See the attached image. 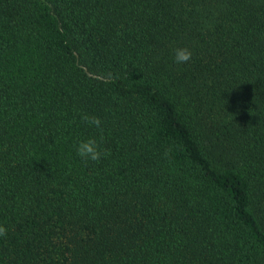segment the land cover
<instances>
[{"label": "trees", "instance_id": "obj_1", "mask_svg": "<svg viewBox=\"0 0 264 264\" xmlns=\"http://www.w3.org/2000/svg\"><path fill=\"white\" fill-rule=\"evenodd\" d=\"M0 225V264H264V0H0Z\"/></svg>", "mask_w": 264, "mask_h": 264}, {"label": "clouds", "instance_id": "obj_2", "mask_svg": "<svg viewBox=\"0 0 264 264\" xmlns=\"http://www.w3.org/2000/svg\"><path fill=\"white\" fill-rule=\"evenodd\" d=\"M174 62L176 64H185L192 58V51L188 47H177L173 50ZM80 119L89 127H94L100 133L99 139L96 136H90L85 139H80L74 144V148L78 157L85 163L99 162L102 158H106L111 154V150L104 147V129L102 127V120L97 116L89 115L88 113H81ZM170 149L164 153L165 158L169 156ZM7 236V228L0 225V237Z\"/></svg>", "mask_w": 264, "mask_h": 264}]
</instances>
